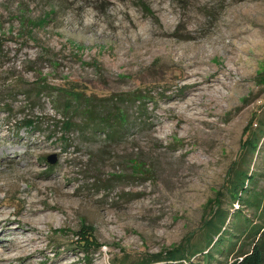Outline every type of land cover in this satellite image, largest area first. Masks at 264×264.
Returning <instances> with one entry per match:
<instances>
[{
  "label": "rangeland",
  "instance_id": "rangeland-1",
  "mask_svg": "<svg viewBox=\"0 0 264 264\" xmlns=\"http://www.w3.org/2000/svg\"><path fill=\"white\" fill-rule=\"evenodd\" d=\"M120 94L141 96L126 127L82 125ZM257 115L264 0H0V264H135L200 240Z\"/></svg>",
  "mask_w": 264,
  "mask_h": 264
},
{
  "label": "trees",
  "instance_id": "trees-1",
  "mask_svg": "<svg viewBox=\"0 0 264 264\" xmlns=\"http://www.w3.org/2000/svg\"><path fill=\"white\" fill-rule=\"evenodd\" d=\"M56 89L58 94H73L74 98H77L75 94H83L76 89L68 92L63 91V87ZM134 97L141 98L140 94L102 98L112 105V113L88 108L83 111L82 125L102 128L111 136L112 132L118 131L113 126H120L121 130L129 124L126 103ZM77 108L74 112L79 111ZM93 113L94 116H90ZM66 117L61 122L70 129L73 122L71 116ZM252 122L245 131L239 157L230 163L221 189L204 208L199 225L200 240H191L190 234L164 252L144 254L135 264H264V184L258 187L257 179L262 174L258 176L260 170L256 166L249 170L256 145L264 139V116L257 115ZM227 254L230 259L224 261L216 256Z\"/></svg>",
  "mask_w": 264,
  "mask_h": 264
},
{
  "label": "water",
  "instance_id": "water-1",
  "mask_svg": "<svg viewBox=\"0 0 264 264\" xmlns=\"http://www.w3.org/2000/svg\"><path fill=\"white\" fill-rule=\"evenodd\" d=\"M50 161H53V159L52 160L50 159Z\"/></svg>",
  "mask_w": 264,
  "mask_h": 264
}]
</instances>
